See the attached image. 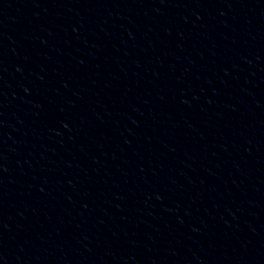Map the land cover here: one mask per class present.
<instances>
[{"label": "water", "instance_id": "95a60500", "mask_svg": "<svg viewBox=\"0 0 264 264\" xmlns=\"http://www.w3.org/2000/svg\"><path fill=\"white\" fill-rule=\"evenodd\" d=\"M0 264H264V0H0Z\"/></svg>", "mask_w": 264, "mask_h": 264}]
</instances>
